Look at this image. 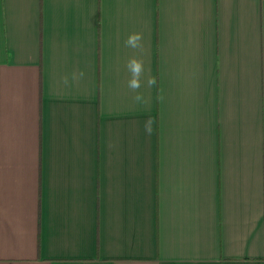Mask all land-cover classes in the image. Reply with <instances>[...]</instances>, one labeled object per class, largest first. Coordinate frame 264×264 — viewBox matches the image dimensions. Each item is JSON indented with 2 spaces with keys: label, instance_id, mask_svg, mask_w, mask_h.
<instances>
[{
  "label": "crops",
  "instance_id": "obj_1",
  "mask_svg": "<svg viewBox=\"0 0 264 264\" xmlns=\"http://www.w3.org/2000/svg\"><path fill=\"white\" fill-rule=\"evenodd\" d=\"M0 264H264V0H0Z\"/></svg>",
  "mask_w": 264,
  "mask_h": 264
},
{
  "label": "clouds",
  "instance_id": "obj_2",
  "mask_svg": "<svg viewBox=\"0 0 264 264\" xmlns=\"http://www.w3.org/2000/svg\"><path fill=\"white\" fill-rule=\"evenodd\" d=\"M143 34L140 32H134L131 33L127 39L125 40V46L132 48V49H143ZM126 68L128 73L130 74V78L127 81V87L128 89L135 93L133 95L132 99L137 104H147L148 100L145 98L144 94L140 91V89L146 84L147 87L152 88L157 85V79L156 77H148L146 81L143 80L144 74H145V66L144 61L142 59H139L135 56L130 58L127 61ZM85 76V73L83 71H80L79 73L73 72L71 74V81H79L83 79ZM62 83L65 86H69L70 84V78L69 76L62 77ZM158 100L163 101V95L158 96ZM152 125L153 120L151 117H149L148 120L144 123V129L147 134L152 133Z\"/></svg>",
  "mask_w": 264,
  "mask_h": 264
}]
</instances>
